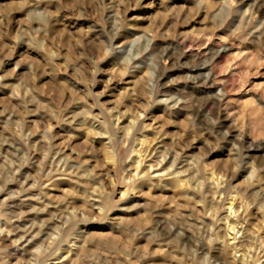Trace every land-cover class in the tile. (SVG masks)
<instances>
[{"label": "rangeland", "instance_id": "obj_1", "mask_svg": "<svg viewBox=\"0 0 264 264\" xmlns=\"http://www.w3.org/2000/svg\"><path fill=\"white\" fill-rule=\"evenodd\" d=\"M0 264H264V0H0Z\"/></svg>", "mask_w": 264, "mask_h": 264}, {"label": "bare ground", "instance_id": "obj_2", "mask_svg": "<svg viewBox=\"0 0 264 264\" xmlns=\"http://www.w3.org/2000/svg\"><path fill=\"white\" fill-rule=\"evenodd\" d=\"M162 159L163 160H160L156 165L158 166V165H160L161 167L160 168H156L154 171H156V172H158V171H160L161 172V170H163V164H164V161L167 159V155H165V154H163L162 156ZM176 158L174 157V159H173V161H172V163L171 162H169V163H171L170 164V167L169 168H167L166 169V171H170V168H174L177 164H176ZM136 161V163H137V168H136V175L138 176V178H139V182H143L145 179H146V176H147V174L144 172V173H142L143 171H144V168H142V165L144 164L143 162V158L142 159H139V160H135ZM155 167V165L154 164H150L149 165V168L151 169V168H154ZM169 174H170V172H168ZM168 173H166V174H168ZM160 175H158V177H159ZM135 178V177H134ZM137 178V179H138ZM172 179H171V181L174 183V182H178L179 180L176 178V177H171ZM176 179H177V181H176ZM155 180V179H154ZM161 180V179H160ZM180 182V181H179ZM175 183V184H176ZM182 183V182H181ZM180 183V184H181ZM137 184V183H136ZM163 184V183H162ZM174 184V185H175ZM32 227H33V225H32ZM34 230V229H33ZM39 230V229H38ZM23 231V230H22ZM25 231H27V230H25ZM31 231H32V229H31ZM37 230H35V232H36ZM42 231V230H41ZM29 232H30V229H29ZM24 233V232H23ZM27 233V232H26ZM32 233V232H31ZM38 233H40V232H38ZM25 234V233H24ZM23 235V234H22ZM39 235V234H38ZM25 236V235H24ZM28 236V235H27ZM35 236V235H34ZM36 236H37V234H36ZM25 238H27V237H25ZM27 241V240H26ZM29 242V241H28ZM239 246V245H238ZM240 247V246H239ZM236 248V247H235Z\"/></svg>", "mask_w": 264, "mask_h": 264}]
</instances>
